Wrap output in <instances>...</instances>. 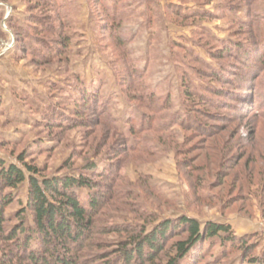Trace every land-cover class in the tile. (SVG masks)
<instances>
[{
  "label": "rangeland",
  "instance_id": "374dc122",
  "mask_svg": "<svg viewBox=\"0 0 264 264\" xmlns=\"http://www.w3.org/2000/svg\"><path fill=\"white\" fill-rule=\"evenodd\" d=\"M0 160L92 179L81 202L98 190L95 226L118 231L94 234L89 264L180 216L248 250L215 238L187 264L264 260V0H0ZM28 185L3 189L5 234L33 227ZM5 234L0 264H24Z\"/></svg>",
  "mask_w": 264,
  "mask_h": 264
},
{
  "label": "trees",
  "instance_id": "16d2710c",
  "mask_svg": "<svg viewBox=\"0 0 264 264\" xmlns=\"http://www.w3.org/2000/svg\"><path fill=\"white\" fill-rule=\"evenodd\" d=\"M241 99L244 102L246 96H241ZM19 160L23 161V156H20ZM25 166L28 176L18 166L14 164L5 166L0 160V234H5L2 226V223L6 221L3 209L12 202V195L3 192V189L15 188L28 179L27 202L23 212L30 211L34 224L33 227H26L23 226L22 221L20 225L6 231L4 238L14 241V253L18 254L24 264H89L91 261L85 262V260L90 259V256L86 257L82 251L94 245L100 249L103 248V244L92 242L94 234L118 231L116 228L95 226L94 215L102 205V196L98 190L87 196L86 204L81 202L77 189L93 190L96 189L95 183L83 174L38 178L36 168L27 164ZM87 168L93 169L94 165ZM170 229L181 230L186 233V236L173 242L174 254L162 262L160 255L164 249L163 241L168 239L167 233ZM34 237L38 242L35 246L32 244ZM215 238L225 249L239 246L244 248L245 254L248 252L244 241L241 240L242 237L235 236L229 224L206 222L202 227L196 219L180 216L175 223L165 221L149 232L131 236L128 240L120 242L116 250L118 255L116 262L187 264L188 260L192 259L193 251L197 250V254H200L204 243L207 242L211 246ZM245 254L241 259L243 263L264 264L263 259L245 257L247 255ZM100 256L103 254H99L97 258ZM196 262L194 264H197Z\"/></svg>",
  "mask_w": 264,
  "mask_h": 264
}]
</instances>
